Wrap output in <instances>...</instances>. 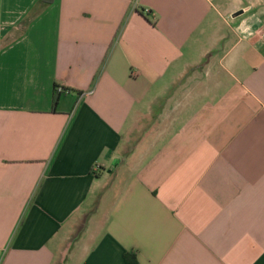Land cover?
<instances>
[{
	"label": "crops",
	"instance_id": "obj_1",
	"mask_svg": "<svg viewBox=\"0 0 264 264\" xmlns=\"http://www.w3.org/2000/svg\"><path fill=\"white\" fill-rule=\"evenodd\" d=\"M0 264H264V0H0Z\"/></svg>",
	"mask_w": 264,
	"mask_h": 264
},
{
	"label": "trees",
	"instance_id": "obj_2",
	"mask_svg": "<svg viewBox=\"0 0 264 264\" xmlns=\"http://www.w3.org/2000/svg\"><path fill=\"white\" fill-rule=\"evenodd\" d=\"M54 0H43V3H52ZM150 14V13H149ZM61 89V91H60ZM67 92H70L69 89H66V88H63V87H59L57 86L56 87V92H55V95H54V108L56 109L58 104H59V101H60V96L64 93H67Z\"/></svg>",
	"mask_w": 264,
	"mask_h": 264
},
{
	"label": "built area",
	"instance_id": "obj_3",
	"mask_svg": "<svg viewBox=\"0 0 264 264\" xmlns=\"http://www.w3.org/2000/svg\"><path fill=\"white\" fill-rule=\"evenodd\" d=\"M60 91H61V89H60ZM96 170H98V169L96 168Z\"/></svg>",
	"mask_w": 264,
	"mask_h": 264
}]
</instances>
